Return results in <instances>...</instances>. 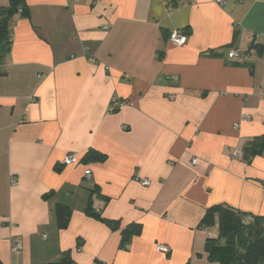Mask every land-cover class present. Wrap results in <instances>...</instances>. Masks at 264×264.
Returning <instances> with one entry per match:
<instances>
[{
  "label": "crops",
  "instance_id": "crops-1",
  "mask_svg": "<svg viewBox=\"0 0 264 264\" xmlns=\"http://www.w3.org/2000/svg\"><path fill=\"white\" fill-rule=\"evenodd\" d=\"M177 1L25 0L0 64L3 264L63 251L79 264H217L204 243L218 227L199 226L207 208L264 218V155L241 156L264 134V0ZM90 149L104 158L84 162ZM67 153L79 162L63 165ZM129 224L141 230L124 249Z\"/></svg>",
  "mask_w": 264,
  "mask_h": 264
},
{
  "label": "trees",
  "instance_id": "trees-1",
  "mask_svg": "<svg viewBox=\"0 0 264 264\" xmlns=\"http://www.w3.org/2000/svg\"><path fill=\"white\" fill-rule=\"evenodd\" d=\"M169 8H175L179 1L168 0ZM19 14L28 16L25 0H7V4L0 6V64L10 50L11 32L10 25L14 17ZM254 42V41H252ZM256 52L264 54V46L256 43ZM251 47V46H250ZM250 48L247 49V52ZM264 155V134L255 136L247 140L241 148V156L246 162H250L254 157ZM104 155L90 149L82 160H102ZM87 215L100 219L111 230L119 229L118 220H110L100 217V214L91 209V205L86 208ZM55 217L57 226L65 228L69 221L70 209L63 204L55 207ZM244 213L217 204L207 208L199 222L203 228L218 227L217 238H207L204 243V251L207 257L217 262V264H264V218L253 217L251 221H246ZM139 224H129L120 229V246L127 249L131 238L140 233ZM0 264H3L0 260ZM41 264H79L75 262L69 251H63L58 261Z\"/></svg>",
  "mask_w": 264,
  "mask_h": 264
},
{
  "label": "built area",
  "instance_id": "built-area-1",
  "mask_svg": "<svg viewBox=\"0 0 264 264\" xmlns=\"http://www.w3.org/2000/svg\"><path fill=\"white\" fill-rule=\"evenodd\" d=\"M168 40H169L172 44H174V45H179V46H180V45H183V44L186 43L187 35L184 34L182 31L174 30V31H172V32L169 34ZM239 55H240L239 51H237V50H235V49L230 50L229 53H228V57H229L230 59L236 58V57H238ZM122 104H123V102L118 101V100H115V101L113 102V108H119ZM196 161H197L196 158H193V159H192V163H193V164H195ZM78 162H79L78 157H77L76 155L72 154V153H67V154L64 156L63 160H62V164H63V165H66V166H67V165L76 164V163H78ZM84 174H85L86 177H90V174H91L90 169H86V170L84 171ZM11 182L13 183L14 180H11ZM141 184H143V185H149V184H150V181H149L148 179H142V180H141ZM244 220L247 221V220H248V217H245ZM17 248H20V244H16V245H15V249H17ZM156 249H157L158 251H161V252H168V248H167V246L164 245V244H158V245H156Z\"/></svg>",
  "mask_w": 264,
  "mask_h": 264
}]
</instances>
